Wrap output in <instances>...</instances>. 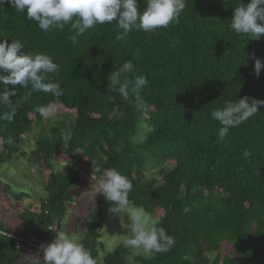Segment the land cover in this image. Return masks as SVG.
<instances>
[{
    "label": "trees",
    "instance_id": "obj_1",
    "mask_svg": "<svg viewBox=\"0 0 264 264\" xmlns=\"http://www.w3.org/2000/svg\"><path fill=\"white\" fill-rule=\"evenodd\" d=\"M138 10L144 0H136ZM240 0H186L179 21L150 33L133 32L117 39L116 22L97 25L77 37L70 25L42 31L25 14L5 3L0 8V40L20 39L25 53H44L59 65L48 74L59 82L63 95L33 92L0 84V92L16 87L10 97L18 103L9 123L0 121V148L21 143L26 133L46 119L36 109L49 107L70 118L62 133L52 126L47 139L36 143L35 161L51 170L60 155L101 161L132 181L129 200L147 213L164 210L155 224L175 238L170 250L136 256L141 264H264V107L240 126L230 128L223 140L211 111L228 100L245 96L264 100V67L254 74V59L264 63V35L259 39L237 35L229 25ZM247 5L250 0H242ZM137 50L139 55H134ZM131 60L148 85L141 91L145 104L108 92L110 74ZM6 74V73H5ZM123 79V77H122ZM48 82V81H46ZM9 110L0 105V115ZM124 115L121 116L120 113ZM143 138L137 139L140 131ZM251 153L249 158L243 152ZM157 176H149L152 170ZM94 174V169L92 175ZM95 175H100L99 173ZM94 175V176H95ZM80 172L50 171L45 196L37 210L19 214L12 233L0 224V264H26L29 256L14 245L12 236L32 233L52 243L72 203ZM5 191L14 199L23 193ZM102 195L88 208L81 241L97 264H127L129 248L119 245L99 259L98 229L113 215ZM185 208L189 209L185 212ZM228 247L222 252V245ZM208 254H213L210 260ZM37 259L43 258L35 257Z\"/></svg>",
    "mask_w": 264,
    "mask_h": 264
},
{
    "label": "clouds",
    "instance_id": "obj_2",
    "mask_svg": "<svg viewBox=\"0 0 264 264\" xmlns=\"http://www.w3.org/2000/svg\"><path fill=\"white\" fill-rule=\"evenodd\" d=\"M7 3L17 12L25 14L26 18L34 21L39 29L48 31L51 27L64 28L70 25L74 30L72 43H78L77 37L97 25L116 22L119 29L117 39L126 41L133 32L150 33L170 24L177 23L181 12L186 7V0H144V8L138 10L136 0H0V8ZM237 35H246L249 38L259 39L264 35V0H250L245 5L242 0L235 7L229 25ZM20 39L0 40V84L27 88L31 85L30 96L33 92L50 93L55 98L63 95L59 82H52L48 74L59 71V65L44 53H25ZM139 55V51L134 54ZM254 59V74L259 77L264 63ZM135 66L131 60L110 74V83L107 91H118L123 99L134 97L138 109L144 107L145 101L141 91L148 85L145 75H133ZM6 73V74H5ZM123 77V79H122ZM48 81V82H46ZM17 95V88H6L0 92V105L8 106L9 110L0 115V121L11 123L17 115L18 103L10 97ZM264 107V100L243 97L239 100H228L222 108L213 109L211 117L220 124L219 138L221 140L229 133L230 128L238 127L254 115L258 108ZM36 112L47 117L49 107L41 106ZM124 115L123 112L120 113ZM251 153L243 152L244 158ZM108 157L103 158V163ZM101 161H91L95 175L96 194L104 196L111 202L108 212L120 218L121 225L127 229L126 235H121L125 247L144 253L164 252L175 244V238L166 233L162 227H156L151 217L142 207H136L129 200L132 191V181L122 175L116 168H104ZM92 176V177H93ZM94 198V197H93ZM185 212L189 209L185 208ZM128 221L124 224L123 215ZM9 235V233H0ZM81 237L76 234L58 232L47 246L41 245L43 258L25 257L26 264H97L91 252L81 243Z\"/></svg>",
    "mask_w": 264,
    "mask_h": 264
},
{
    "label": "rangeland",
    "instance_id": "obj_3",
    "mask_svg": "<svg viewBox=\"0 0 264 264\" xmlns=\"http://www.w3.org/2000/svg\"><path fill=\"white\" fill-rule=\"evenodd\" d=\"M45 118L42 124L35 125L31 132L25 134L21 143L9 142L8 150L0 148V224L12 233L17 232L20 224L19 214L26 210L39 208L40 199L45 196L44 188L50 171L65 173L74 169L80 172V177L73 187L75 196L68 206L59 232L76 234L82 238V241L85 238L84 222L79 221V218L85 215L89 207L96 206L102 195H95V176L92 175L93 169H87L86 159L78 160L74 157L60 155L51 162V170L46 169L43 163L38 164L35 161L33 151L36 149L39 138L42 137L41 141L47 139L46 136L49 135L48 131L52 126H56L63 133L70 123V118L64 116L61 111H51ZM143 134L141 130L137 139H142ZM148 175L157 176V170L152 169ZM5 188L14 194L23 193V198L14 199L5 191ZM148 214L151 221L156 224L163 216L164 210L156 208ZM122 215L124 224L130 223L126 214ZM97 233V250L99 259H101L104 254L123 245L120 236L126 235L127 229L121 225L120 218L113 214L102 222ZM221 250L226 252L228 247L223 244ZM136 256L148 258L151 255L129 248V253L125 257L127 264H141L136 260ZM208 257L212 260L213 254H208Z\"/></svg>",
    "mask_w": 264,
    "mask_h": 264
},
{
    "label": "built area",
    "instance_id": "obj_4",
    "mask_svg": "<svg viewBox=\"0 0 264 264\" xmlns=\"http://www.w3.org/2000/svg\"><path fill=\"white\" fill-rule=\"evenodd\" d=\"M14 245L25 254L33 257L43 256L41 245L47 246L50 242L47 239H41L32 233L12 236Z\"/></svg>",
    "mask_w": 264,
    "mask_h": 264
},
{
    "label": "crops",
    "instance_id": "obj_5",
    "mask_svg": "<svg viewBox=\"0 0 264 264\" xmlns=\"http://www.w3.org/2000/svg\"><path fill=\"white\" fill-rule=\"evenodd\" d=\"M16 233V232H15Z\"/></svg>",
    "mask_w": 264,
    "mask_h": 264
}]
</instances>
